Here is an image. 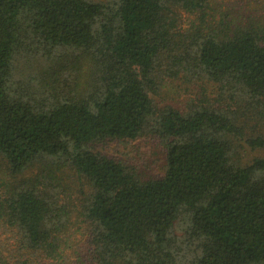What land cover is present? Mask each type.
I'll use <instances>...</instances> for the list:
<instances>
[{"label":"trees","instance_id":"trees-1","mask_svg":"<svg viewBox=\"0 0 264 264\" xmlns=\"http://www.w3.org/2000/svg\"><path fill=\"white\" fill-rule=\"evenodd\" d=\"M142 137L156 172L102 149ZM0 264H264V21L0 0Z\"/></svg>","mask_w":264,"mask_h":264},{"label":"rangeland","instance_id":"rangeland-1","mask_svg":"<svg viewBox=\"0 0 264 264\" xmlns=\"http://www.w3.org/2000/svg\"><path fill=\"white\" fill-rule=\"evenodd\" d=\"M225 8H229L234 13L242 15L245 19H255L264 21V0H221ZM176 89L171 93H165L164 101L171 102L172 100H183L191 92L186 91L180 86L178 81ZM178 90V91H176ZM168 91V90H167ZM102 149L111 156L127 157L132 159L144 161L140 163L143 166H150V171L156 172L157 167L161 165L163 150L156 139L152 137H142L129 145H125L118 141L109 142L103 145ZM136 159V160H135ZM146 161V162H145Z\"/></svg>","mask_w":264,"mask_h":264}]
</instances>
